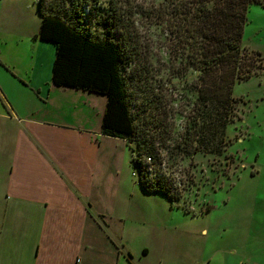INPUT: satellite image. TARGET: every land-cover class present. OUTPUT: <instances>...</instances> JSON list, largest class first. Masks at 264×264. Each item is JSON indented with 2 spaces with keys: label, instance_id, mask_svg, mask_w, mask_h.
<instances>
[{
  "label": "crops",
  "instance_id": "1",
  "mask_svg": "<svg viewBox=\"0 0 264 264\" xmlns=\"http://www.w3.org/2000/svg\"><path fill=\"white\" fill-rule=\"evenodd\" d=\"M39 30L29 64H11L0 35V156L7 158L0 264H185L166 252L171 225L161 229L133 216L138 206L121 197L117 143L128 140L102 133L106 96L55 85L52 49L44 43L56 45L36 37ZM193 259L186 264L248 263L221 254Z\"/></svg>",
  "mask_w": 264,
  "mask_h": 264
},
{
  "label": "rangeland",
  "instance_id": "2",
  "mask_svg": "<svg viewBox=\"0 0 264 264\" xmlns=\"http://www.w3.org/2000/svg\"><path fill=\"white\" fill-rule=\"evenodd\" d=\"M38 1H6L5 29L0 35L6 38L2 54L11 64L34 60L29 45L41 23ZM152 1L99 0V5L108 7L112 2L134 22L139 55L130 67L137 71L138 83L144 89H140L133 110L148 106V99L160 100L161 108H154L151 116L160 112L155 118L158 129L162 119L169 125L167 137H160L163 143L159 151L163 170L181 197L173 201L162 192L144 191L132 161L136 156L131 148L134 143L118 142V160L125 169L121 197L138 206L133 216L144 217L147 223L153 220L161 229L171 225L166 252L177 263H192L193 258L211 254L246 260L247 264L264 262V7L254 3L247 12L242 46L246 54L257 55L258 60L254 75L234 85L237 113L227 129L228 145L219 155H184L174 144L180 140L192 111L196 93L191 82L199 72L183 68L186 59L176 50L175 35L165 20L157 22L150 14L151 5L166 1ZM44 45L52 49L54 62V45ZM44 62L48 64L46 59ZM111 144L117 146L116 141ZM6 159L0 156V178L6 177ZM202 228L208 231L201 234Z\"/></svg>",
  "mask_w": 264,
  "mask_h": 264
},
{
  "label": "trees",
  "instance_id": "3",
  "mask_svg": "<svg viewBox=\"0 0 264 264\" xmlns=\"http://www.w3.org/2000/svg\"><path fill=\"white\" fill-rule=\"evenodd\" d=\"M165 1L151 5L150 14L157 22L165 20L175 35L176 50L186 59L183 68L199 72L191 82L196 93L192 111L174 148L184 155L223 154L228 126L237 113L234 85L248 80L257 67V55L246 54L242 46L247 12L254 3L264 7V0ZM39 9L36 37L56 45L52 82L106 96L102 133L125 138L129 146L134 143L132 161L144 191L179 199L159 151L169 125L162 119L158 129L155 118L160 112L151 116L160 100L148 99V106L133 110L144 86L130 67L139 53L129 15L112 2L101 6L99 0H39Z\"/></svg>",
  "mask_w": 264,
  "mask_h": 264
}]
</instances>
